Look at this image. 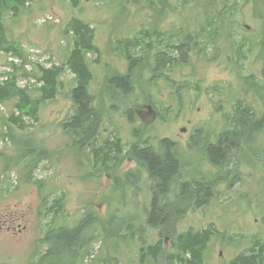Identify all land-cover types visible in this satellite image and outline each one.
<instances>
[{
    "label": "rangeland",
    "instance_id": "obj_1",
    "mask_svg": "<svg viewBox=\"0 0 264 264\" xmlns=\"http://www.w3.org/2000/svg\"><path fill=\"white\" fill-rule=\"evenodd\" d=\"M77 1H36L19 17H6L9 38L21 42L24 49L17 67H24L26 72L21 71L19 85L29 81L30 89H39L42 83L33 75L25 76L27 72L42 65L60 67L67 61L65 31L73 18L91 26L95 45L101 52L99 56H87L93 73L91 90L98 99L102 98L109 76L105 65L121 73L127 71L126 62L112 52V39H129L146 29L167 33L186 29L200 34L206 6L211 16L223 21H219V35L212 45L204 49V55L200 52L203 57L190 55L191 65L160 76L145 70L136 81L134 93L123 99V106L117 110L97 103L104 112L98 141L120 138L130 146L144 138L154 144L171 139L180 145L189 179L205 178L218 185L217 199L200 209L192 206L177 227L178 233L209 227L216 230L203 264H228L246 251L254 238L264 242L263 149L254 148L255 158L251 150L239 146L242 135L238 134L232 162L221 169L209 162L202 149L206 142L217 143L218 137L229 129L237 100L252 106L258 116L264 111L259 98L243 82L247 76L262 79L264 2L217 0V8L211 6L210 0H199L201 5L196 8L191 4L196 0H188L191 9L184 10L179 5L176 11L179 0H154L152 7L148 0H139L140 4L131 0ZM47 15L54 20L44 22ZM239 44L245 45L243 52L247 57L241 67L237 64ZM13 60L11 53L0 52V67ZM96 60L100 62L94 63ZM11 72L10 67L5 75L13 76ZM60 80L63 87L53 101L42 104L38 121L24 118L27 128L15 127V140L7 128L0 130V264H45L43 256L50 247L44 241L46 234L53 228L76 229L86 219L90 225L86 248L75 259L67 255L62 264H177L175 257H167L175 255L177 247L170 239L161 238L159 229L149 228L146 223L151 185L147 172L128 157L116 171L95 174L89 149L80 151L63 128L73 114L67 94L75 86L74 74L67 70ZM32 95L37 97V93ZM4 106L2 111L10 114L14 102ZM128 108L133 110L132 120ZM36 145H41L49 155L38 161L33 182L22 180L19 168L3 172L6 159L11 158L13 164L20 154L26 156L23 149ZM250 148L253 150V146ZM129 174L134 176L122 191V183L116 180ZM58 199L64 202V210L59 214L45 213ZM159 241L165 255L156 260L141 255L142 250Z\"/></svg>",
    "mask_w": 264,
    "mask_h": 264
},
{
    "label": "trees",
    "instance_id": "obj_2",
    "mask_svg": "<svg viewBox=\"0 0 264 264\" xmlns=\"http://www.w3.org/2000/svg\"><path fill=\"white\" fill-rule=\"evenodd\" d=\"M28 1L34 3L36 0H0V52L23 56L24 49L21 42L10 39L8 36L6 17L10 14L16 18L19 17L22 11L29 7ZM131 1L140 4L139 0ZM210 1L211 6L219 8L217 0ZM254 1H257V4L264 2L263 0ZM72 2L78 1L72 0ZM179 2L175 6L176 11L179 5L184 10L191 9L188 0H179ZM246 3L250 2L246 0ZM152 4L155 6L154 0H148L150 7ZM191 4L199 8L201 2L196 0ZM204 9L207 11V15L205 25H203L205 27L202 26L200 34L186 29L167 33L145 28L146 30L129 39H112L114 41L111 46L112 52L126 62L127 71L121 73L110 67L109 64L105 65L109 76L103 85L101 99L92 93L93 73L87 60L88 54L99 56L101 52L95 45L94 30L79 18H73L66 26L67 61L60 67L49 70L42 66L35 67L36 69L34 68L25 75L36 77L40 81L39 83H42L41 88L30 89L29 81L25 85L17 83L21 71L26 72L24 67L17 68L13 76H9V79L3 84L0 83V105L4 106L14 102L10 114L0 111L1 130L7 128L9 136L15 140L14 128L18 126L23 130L26 129L24 118L38 121L42 104L53 101L63 87L61 76L67 70L74 74L75 86L67 94L73 104V114L63 123V128L80 151L89 149L95 174L116 171L128 157L133 158L139 168L147 172L151 185L146 223L149 228L159 229L161 238L170 239L173 246L177 247L175 255L167 256L170 260L175 257L177 264H203L205 251L216 230L209 227L197 232L189 230L186 233H178L177 227L192 206L195 209H200L217 199L218 185L216 186L214 182L210 184L205 178L189 179V174H185L186 170L181 160L180 145L171 139H161L154 144L149 138L141 137L140 139L143 140L130 146L124 145L120 138H107L106 141H98L101 127L104 125V112L100 106L108 105L109 110L121 108L124 104L123 99H129L134 93L136 81L145 70L151 72L153 76L167 75V71L191 65L190 55L192 53H195L197 57H203L200 52L203 53L204 49L212 45L219 35V28H221L219 21H222L209 14V7L206 6ZM258 13L259 11L255 13L256 17ZM262 19L264 20V18ZM261 44L264 46V40L261 41ZM243 47L245 45L239 44L236 51L239 67L247 60ZM154 51L157 53L153 55ZM23 59L25 60V58ZM99 62V60L94 61L97 64ZM166 79H168L167 76ZM243 82L248 89L255 93L264 106V67L262 79L247 76L243 78ZM196 84L198 87V82ZM32 92L37 93V97H34ZM97 103L100 106H97ZM127 112L131 119L132 108H128ZM236 135L238 137L242 135L239 139V146L251 150L249 152L255 158L257 153L254 150L255 147L260 146L263 149L261 152H264V111L258 116L252 106L245 101L237 100L234 105V115L229 119V129L218 137L217 143L206 142L202 145L204 154L216 169L225 168L231 164L235 142H237ZM252 146L253 150L250 148ZM23 151L26 152V156L22 157L20 154L13 164H10L13 161L11 158L6 159L3 172L9 173L19 168L23 172L22 180L33 182V172L38 166V161L48 157L49 153L41 145L23 149ZM133 176L134 174H129L116 180L117 183H122V191L126 185L130 184ZM207 181L208 184L205 183ZM34 184L40 188L39 184ZM63 210L64 202L62 199H58L45 213L59 214ZM88 221L89 219H86L76 229H51L44 239L50 246L43 256L44 263L62 264L67 255L75 259L80 250L85 249L88 244L86 242V234L90 226L87 225ZM250 243L251 245L246 251L237 255L228 264H264V242L254 238ZM163 254L165 255L162 241L141 252L142 256L146 255L152 260L158 259ZM72 263L74 264V262Z\"/></svg>",
    "mask_w": 264,
    "mask_h": 264
},
{
    "label": "bare ground",
    "instance_id": "obj_3",
    "mask_svg": "<svg viewBox=\"0 0 264 264\" xmlns=\"http://www.w3.org/2000/svg\"><path fill=\"white\" fill-rule=\"evenodd\" d=\"M27 4H29V7L30 6H32L34 3L32 2V1H28L27 2ZM11 55L13 56V61H12V63L10 64V67H11V73H12V75H14L15 73H16V71H17V68H19V67H17V65H18V63L20 62V59H19V56H17V55H14L13 53H11ZM15 63V64H14ZM204 179V178H203Z\"/></svg>",
    "mask_w": 264,
    "mask_h": 264
},
{
    "label": "built area",
    "instance_id": "obj_4",
    "mask_svg": "<svg viewBox=\"0 0 264 264\" xmlns=\"http://www.w3.org/2000/svg\"><path fill=\"white\" fill-rule=\"evenodd\" d=\"M46 19H51V17H46V18L43 19V21L45 22ZM7 70H8L7 67H0V74H3L4 72H7ZM7 80H8L7 75H3V76L0 77V82L1 83H4ZM3 109L4 108L2 106H0V111H2Z\"/></svg>",
    "mask_w": 264,
    "mask_h": 264
},
{
    "label": "flooded vegetation",
    "instance_id": "obj_5",
    "mask_svg": "<svg viewBox=\"0 0 264 264\" xmlns=\"http://www.w3.org/2000/svg\"><path fill=\"white\" fill-rule=\"evenodd\" d=\"M208 159V158H207ZM209 160V159H208ZM209 162H210V160H209ZM211 163V162H210Z\"/></svg>",
    "mask_w": 264,
    "mask_h": 264
}]
</instances>
